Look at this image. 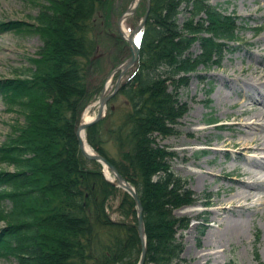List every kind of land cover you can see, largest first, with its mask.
Masks as SVG:
<instances>
[{
	"label": "trees",
	"instance_id": "obj_1",
	"mask_svg": "<svg viewBox=\"0 0 264 264\" xmlns=\"http://www.w3.org/2000/svg\"><path fill=\"white\" fill-rule=\"evenodd\" d=\"M113 2L48 0L32 26L0 23V32L27 25L42 42L29 58L33 69L0 80L4 106L23 118L0 144V164L13 169H0V256L16 264H136L139 258L132 199L104 180L101 166L82 156L75 137L91 100L88 76L98 72L92 58L101 31L95 23L102 19L105 32ZM236 20L209 0H151L139 63L119 92L127 113L105 130L108 107L106 117L86 129L88 144L138 191L144 264H181L178 237L190 222L173 212L192 205L194 195L171 170L175 153L157 138L173 136L187 112L179 89L199 66L219 67L222 47L239 41ZM195 44L199 54L193 56ZM104 136L117 158L109 155ZM115 199L118 220L107 213Z\"/></svg>",
	"mask_w": 264,
	"mask_h": 264
},
{
	"label": "rangeland",
	"instance_id": "obj_2",
	"mask_svg": "<svg viewBox=\"0 0 264 264\" xmlns=\"http://www.w3.org/2000/svg\"><path fill=\"white\" fill-rule=\"evenodd\" d=\"M47 1L0 0V23L25 22L32 26L35 23V17L40 13L41 7L47 5ZM131 1L114 0L109 15V25L105 32L102 28V25L104 26L102 19L95 23L97 30L101 32L99 44L93 56L96 57L95 68L97 67L98 72L93 71L87 79L91 100L85 110H88L87 115L90 117H94L97 113V101L102 88L106 85L105 96L109 95L114 89L118 74L116 73L107 84L106 77L115 66L129 56L125 43L122 40L118 42L115 38L118 18ZM209 2L211 5L218 6L225 15L237 18L236 36L239 37V41L230 42L222 47L218 68L199 66L188 79L187 86L179 89L178 98L186 105L187 113L179 120L173 136L166 139L157 138L160 146L174 151L175 158L171 161V170L186 181L187 187L193 192L195 198L193 206L173 212L175 217L190 220L188 229L180 232L178 237L182 250L179 255L181 264H196L189 259V256L200 249L202 238L210 227L218 230L212 213L213 206L206 201L226 199L222 193L229 190L228 182L220 174L227 173L229 167L234 165L236 170L231 174L240 176L244 166L242 161L245 158H251L244 155L242 149L235 150L241 162L232 159L234 151L231 150L226 152V158L219 151L214 154L210 152L206 156H200L197 153L200 149H204L206 144L204 140L215 144L218 143L217 138H226L227 129L235 124L232 117L234 112L249 109L251 106L252 91H247L246 94L241 90V92L232 93L228 88H222V82L235 78L243 79L247 76H250L256 86L264 82V79L258 81L256 78L259 72L264 71V0H209ZM143 11L142 1L137 12L125 20L126 29L131 30L135 27ZM182 21L181 16L179 23ZM259 26L262 28L257 30ZM41 45L39 34L27 25L19 30L0 32V80L22 78L19 77L20 74L28 73V70L33 69L29 58L35 56ZM190 53L193 56L199 54V46L195 44ZM249 53L251 57L248 56ZM129 74L130 72H127L123 75L122 82L128 78ZM232 104L234 105L231 106ZM108 105L112 107V113L106 117L105 130L116 127L128 111L124 97L119 94ZM247 118L244 116L243 121H247L244 120ZM209 119L216 124L205 126L203 123H207ZM15 121L20 124L23 118L16 111L7 110L0 96V144L10 133V125H13ZM218 126L223 128L220 129ZM197 129H204V133L198 137L188 133L190 130ZM104 140L107 141L106 148L109 155L117 158V148L108 141L107 136H104ZM206 145L208 149L214 147V145ZM198 163L205 170L213 172L205 179L203 185L196 181L199 170L194 165ZM211 163L213 165L209 166ZM0 169L7 172L13 171L11 167L6 168L3 164H0ZM260 197L262 200L258 202L257 212L246 213L243 228L235 233L229 232V243L224 247H216L214 250L218 259L207 264H264V192ZM118 202V199L108 202L107 213L112 220L120 219L115 211ZM5 204L8 206L7 201ZM2 224L1 222L0 226ZM0 264L16 263L11 258L0 256Z\"/></svg>",
	"mask_w": 264,
	"mask_h": 264
},
{
	"label": "bare ground",
	"instance_id": "obj_3",
	"mask_svg": "<svg viewBox=\"0 0 264 264\" xmlns=\"http://www.w3.org/2000/svg\"><path fill=\"white\" fill-rule=\"evenodd\" d=\"M125 26V23H123L121 27L126 37L128 31ZM248 56L251 57V54L249 53ZM256 78L258 81L264 79V71L259 72ZM222 88H228L232 93L241 90L242 93L246 94L247 91H252L251 106L249 109L234 112L232 117L236 125L234 124L232 128L227 129L228 135L226 138H217L218 143L215 144H212L209 140H204V143L214 145L209 149V153L214 154L219 151L223 153L225 158L227 151H234V153L232 152V159L237 162L241 161L239 154L235 151L236 149H242L243 154L251 158H245L242 161L244 166L240 171V176L231 174L236 170L234 165L229 167L227 173L220 174L228 182L229 190L222 193L226 199L206 201V203L213 206L212 213L218 230L216 231L210 227L202 238L200 249L189 256V259L196 264L202 262L207 264L218 259L214 249L224 247L225 244L229 243V232L235 233L243 228L246 213L254 214L257 212L258 202L262 200L260 195L264 192V82L256 86L250 76H247L243 79L235 78L230 81H223ZM87 111L86 109L82 114V122L91 120V117L87 115ZM244 116L248 117L244 119L247 121H243ZM188 133L198 137L204 133V129L190 130ZM194 167L199 170L196 181L203 185L205 179L211 176L209 174L213 172L205 170L199 163Z\"/></svg>",
	"mask_w": 264,
	"mask_h": 264
},
{
	"label": "water",
	"instance_id": "obj_4",
	"mask_svg": "<svg viewBox=\"0 0 264 264\" xmlns=\"http://www.w3.org/2000/svg\"><path fill=\"white\" fill-rule=\"evenodd\" d=\"M146 1V11L136 26L129 31V33L125 37V32L121 27L123 22L133 15L137 7L139 6L141 0H132L130 6L125 10L123 14L120 15L117 22V31L120 38L126 42L129 57L122 62L119 66L115 67L107 77V81L112 78V76L119 72L118 78L116 80V86L114 91L108 95H105V88L102 89L98 102H97V114L94 118H92L89 122H80L75 130V137L78 143V148L84 158L87 160L95 161L99 163L103 168V175L105 180L112 186L121 189L123 192L128 194L134 203L135 212H136V226H137V234L140 243V256L137 264H144L146 257V235L145 228L143 222V208L141 205V201L139 199V195L137 190L131 186L117 171V169L111 165L107 160H105L102 156L97 154L87 143L85 139V130L94 123L99 122L103 119L106 111V102L107 100L115 95L118 91L119 87L122 86L121 79L122 76L132 68H134L139 60V52H140V42L143 35V31L145 28V24L148 18L149 10H150V0ZM121 83V84H120ZM88 146V147H87ZM107 174L109 177H107Z\"/></svg>",
	"mask_w": 264,
	"mask_h": 264
}]
</instances>
